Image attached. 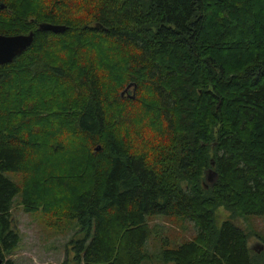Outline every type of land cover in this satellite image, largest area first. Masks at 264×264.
Here are the masks:
<instances>
[{
    "label": "trees",
    "instance_id": "16d2710c",
    "mask_svg": "<svg viewBox=\"0 0 264 264\" xmlns=\"http://www.w3.org/2000/svg\"><path fill=\"white\" fill-rule=\"evenodd\" d=\"M97 2L92 19H73L71 0H0V35L32 33L0 65V264L19 242L16 195L26 212L75 221L74 264H141L155 216L195 228L163 263L258 264L213 213L264 217V0ZM128 83L134 99L119 96ZM152 131L161 161L130 151Z\"/></svg>",
    "mask_w": 264,
    "mask_h": 264
},
{
    "label": "rangeland",
    "instance_id": "374dc122",
    "mask_svg": "<svg viewBox=\"0 0 264 264\" xmlns=\"http://www.w3.org/2000/svg\"><path fill=\"white\" fill-rule=\"evenodd\" d=\"M71 1L68 12L73 19L75 17L92 19L95 7H99L97 0ZM90 26L93 27L94 24ZM127 92L130 95L131 89ZM129 145L131 146L130 151L141 153L149 160L155 157L161 161L164 157L165 140L158 131L144 133L142 140H130ZM6 176L17 185L20 184V174L8 173ZM215 179L213 167H209L203 171L199 184L205 190ZM187 185L186 182L181 183L186 190H188ZM10 216L19 233L17 247L6 257L13 264H74L73 246L75 241L80 240L83 235L73 219H68L66 215L58 213L54 208L45 213L39 208L26 212L19 195L12 199ZM224 221L229 222L244 234L245 243L253 261L255 253L252 248L261 245L262 248L257 254L260 256L255 260L258 264L264 263V217L241 216L230 213L222 207L216 208L213 213L214 227L218 229ZM146 225L148 235L144 244V252L147 259L141 264H172L160 261L157 258L158 253L161 250L175 249L189 242L195 234L192 223L174 216L148 217Z\"/></svg>",
    "mask_w": 264,
    "mask_h": 264
},
{
    "label": "water",
    "instance_id": "95a60500",
    "mask_svg": "<svg viewBox=\"0 0 264 264\" xmlns=\"http://www.w3.org/2000/svg\"><path fill=\"white\" fill-rule=\"evenodd\" d=\"M0 9L2 5L0 4ZM37 31H48L54 34L61 33L64 31L63 26L59 25H50L46 23H40L37 25ZM32 42V33L29 32L25 35H0V65L7 64L12 62L14 57L20 55ZM131 89L130 99H134V90L135 85L133 83H128L123 90L119 93V96L122 98L124 94ZM98 147H95L97 150ZM211 166L213 163L211 162ZM214 175V173L212 174ZM261 245L253 247L252 250L254 253L258 254L261 250Z\"/></svg>",
    "mask_w": 264,
    "mask_h": 264
}]
</instances>
